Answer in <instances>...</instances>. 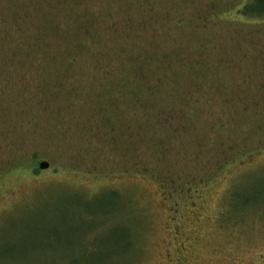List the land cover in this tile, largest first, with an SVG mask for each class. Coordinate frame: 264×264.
Segmentation results:
<instances>
[{
    "label": "rangeland",
    "instance_id": "rangeland-1",
    "mask_svg": "<svg viewBox=\"0 0 264 264\" xmlns=\"http://www.w3.org/2000/svg\"><path fill=\"white\" fill-rule=\"evenodd\" d=\"M13 1L0 0V264H264V22L234 20L244 0H47L61 26L77 6L116 30L49 37L44 67L16 55L29 34L3 41ZM143 47L175 59L148 65L153 94L107 64ZM37 63L65 84L43 86Z\"/></svg>",
    "mask_w": 264,
    "mask_h": 264
},
{
    "label": "trees",
    "instance_id": "trees-1",
    "mask_svg": "<svg viewBox=\"0 0 264 264\" xmlns=\"http://www.w3.org/2000/svg\"><path fill=\"white\" fill-rule=\"evenodd\" d=\"M29 3H23L22 1L14 0L12 3H8L12 5V8H10L7 5V18L2 19L4 24V31H3V41H8L9 38L12 37L15 32H19L21 34H29L30 36H27L28 40L24 42V47H20L17 52L23 53L25 59H29L30 55L32 57H40V61L43 63V67L45 65L44 62H47V60L51 61L54 59L55 56H52L49 58V49L46 48L47 46V39L55 38V40H61L62 38H68L72 34L74 36H79L76 33H81V36H89L90 34H93V32H96L98 29L101 31H109L114 32L115 25L107 26L103 22V18L100 17L94 18L92 15L89 16L87 21L85 23L79 22L78 17V8L77 6H74L72 10H67V12L71 11L69 13V16L74 18V21H72V25H64L61 26V24L57 21V18L59 17V12L55 11L53 8L58 7L57 4L52 5V9H48V3L47 0H29ZM117 3H119L118 7L121 10H130L133 9L130 7V4L126 3L125 8V1H123L120 4V0H116ZM139 2V1H138ZM144 2L148 3V0H144ZM78 2H76L77 4ZM160 4L162 8H158L159 13L156 15H159L162 10H166L167 8L163 4V1H160ZM78 5V4H77ZM139 5V3L136 2V4L133 6L136 8ZM45 6V7H44ZM85 13L88 12L87 8H84ZM168 11V10H167ZM79 12H81L79 10ZM233 17L236 21H241L244 23H263L264 22V0H244L243 3L234 11ZM154 15L153 17H155ZM47 17H50V21H47ZM110 17V15H109ZM128 18L130 21H133V17L128 15ZM70 19V17H69ZM146 19L140 20L138 19L137 23L141 24V26H144L146 24L142 23ZM99 22L101 27H95L91 31V26H95L94 24ZM103 29V30H102ZM76 34V35H75ZM95 35V34H94ZM59 37V39H58ZM26 39V38H25ZM1 40V39H0ZM70 41V40H68ZM52 47H54V44L52 43ZM64 49L63 52H66L67 54V66L66 68H70V66L73 65V60L75 59L77 55V49L71 47V42H67L63 45ZM58 48V46L56 47ZM8 50V49H7ZM124 50V49H123ZM123 50L121 52L116 53L115 57H112L107 64L110 66L112 64V60H114L117 64L124 65L128 63L127 67H122L125 74H127V79L132 80V82L135 85H138L139 82H143V88H139L138 92L137 90H134L135 93L145 92V93H152L153 87L150 86L149 81L147 77H149V67L148 65L150 63H155L159 68L162 66L164 69L167 67H172V62L175 60L174 57H168L166 56V53L160 52L158 50H149L146 47H143V49L135 50L133 55H130V53H123ZM81 51L83 52V48H81ZM56 53H59V49L56 50ZM15 55V58L20 63V59L18 56ZM131 63V64H130ZM98 64V63H97ZM101 64V63H100ZM13 67H17L15 60L13 62ZM34 67L38 71V69L41 70L42 74L44 75L43 83L48 84L43 86H52L56 85L57 88L63 86L65 84V79H62L59 77H56L57 81L54 80L50 81L47 78V69L43 70L42 66L39 65V63L35 64ZM15 74V72H13ZM16 75V74H15ZM134 80V81H133ZM57 83V84H56ZM76 94L78 95V92H81L83 85H76L74 86ZM60 89V88H59ZM60 92H55V94H59ZM177 94V95H176ZM123 96V91L119 93V97ZM139 96V95H138ZM174 98H180L181 96L177 92H173ZM119 97H116L113 95V93L110 94V97L108 101H115ZM185 98V97H184ZM139 100V99H138ZM113 191V189H112ZM61 224H58L57 226H54L52 228L53 233L55 236H57L58 233H60ZM52 233V234H53ZM95 246V245H94ZM93 246V248H94Z\"/></svg>",
    "mask_w": 264,
    "mask_h": 264
},
{
    "label": "water",
    "instance_id": "water-1",
    "mask_svg": "<svg viewBox=\"0 0 264 264\" xmlns=\"http://www.w3.org/2000/svg\"><path fill=\"white\" fill-rule=\"evenodd\" d=\"M49 166V163L47 162V161H41V162H39V165H38V167H39V169H45V168H47Z\"/></svg>",
    "mask_w": 264,
    "mask_h": 264
}]
</instances>
